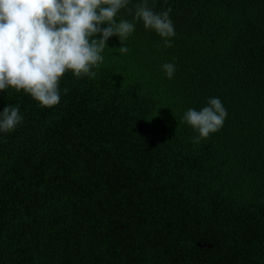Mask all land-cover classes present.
I'll return each mask as SVG.
<instances>
[{
	"label": "trees",
	"instance_id": "1",
	"mask_svg": "<svg viewBox=\"0 0 264 264\" xmlns=\"http://www.w3.org/2000/svg\"><path fill=\"white\" fill-rule=\"evenodd\" d=\"M148 4L171 48L136 21L57 106L0 92L23 116L0 132V264H264V0ZM210 97L228 115L193 143L183 114Z\"/></svg>",
	"mask_w": 264,
	"mask_h": 264
},
{
	"label": "clouds",
	"instance_id": "2",
	"mask_svg": "<svg viewBox=\"0 0 264 264\" xmlns=\"http://www.w3.org/2000/svg\"><path fill=\"white\" fill-rule=\"evenodd\" d=\"M129 0H0V92L23 91L42 108L57 106L61 100L60 81L71 72L76 78H95L103 63V51L112 36H118L119 53L135 30V22L154 30L163 46H173L176 35L171 8L155 13L148 0L135 5L132 22L116 16ZM107 27H101L102 25ZM99 37V38H94ZM167 78L175 73L174 63L162 66ZM65 94L67 89L64 90ZM228 113L218 97H210L201 110L189 108L182 120L198 135L193 143L218 132ZM20 106L8 105L0 112V132L10 133L21 124Z\"/></svg>",
	"mask_w": 264,
	"mask_h": 264
}]
</instances>
